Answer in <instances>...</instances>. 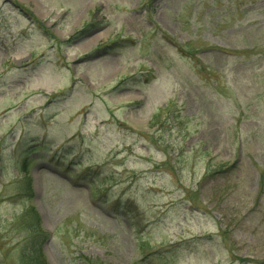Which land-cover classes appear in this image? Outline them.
Wrapping results in <instances>:
<instances>
[{"label": "rangeland", "instance_id": "374dc122", "mask_svg": "<svg viewBox=\"0 0 264 264\" xmlns=\"http://www.w3.org/2000/svg\"><path fill=\"white\" fill-rule=\"evenodd\" d=\"M30 207L49 264H264V0H0V264Z\"/></svg>", "mask_w": 264, "mask_h": 264}, {"label": "trees", "instance_id": "16d2710c", "mask_svg": "<svg viewBox=\"0 0 264 264\" xmlns=\"http://www.w3.org/2000/svg\"><path fill=\"white\" fill-rule=\"evenodd\" d=\"M180 46V45H179ZM182 48V46H180ZM226 52L229 53H236L237 51H231V50H225ZM176 103L174 101H171L168 103L165 107L160 108L159 112L156 113L153 118L151 123L153 125H159V131L162 132V135H164L165 130L170 129L168 126V118L166 119L165 115L169 114L172 115L175 113L174 110H171L173 106H175ZM175 117L179 118V114H176ZM166 120V122L164 121ZM182 122V121H181ZM174 123V122H173ZM163 137V136H162ZM222 164H226L227 168H224L225 166L222 165L220 167V171L217 172H225L229 170L233 164L230 162H222ZM212 172V173H211ZM215 171H212V165L211 163H208V169H207V174H214ZM27 190L30 192V195L32 194V185L31 181L29 180L28 184L26 185ZM29 197V196H28ZM30 213L32 221L30 222V227L34 230V234L31 235V239L26 242L24 252L22 253V260L23 264H49L46 260V257L43 254V242H45V236L47 233H44L41 228V219L39 215L36 213V210L33 207H30L29 210L26 211V214ZM170 254L171 250H162L159 252V250L152 251L150 253H147L144 255L142 258V261L140 263L142 264H158L160 261H165L167 258L166 255ZM84 264H103L100 259H91L87 258L84 255L81 256Z\"/></svg>", "mask_w": 264, "mask_h": 264}]
</instances>
